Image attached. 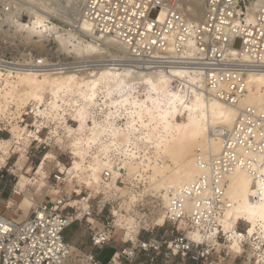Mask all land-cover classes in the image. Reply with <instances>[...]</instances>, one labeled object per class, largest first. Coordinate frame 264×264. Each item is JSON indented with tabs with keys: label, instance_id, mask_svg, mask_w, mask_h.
Instances as JSON below:
<instances>
[{
	"label": "built area",
	"instance_id": "2783aa9c",
	"mask_svg": "<svg viewBox=\"0 0 264 264\" xmlns=\"http://www.w3.org/2000/svg\"><path fill=\"white\" fill-rule=\"evenodd\" d=\"M172 1L86 0L83 16L98 33L121 42L143 72L172 75L178 70L198 75L207 96L236 106L232 127L211 130L220 140L219 152L196 150L198 174L170 191L164 204L161 198L145 194L140 181L128 175L129 162L138 163L128 157L134 153L133 137L125 146L121 144L124 134L92 137V116L77 136L63 135L65 126L78 124L72 101L77 96L59 93L55 98L47 93L43 101L25 105L11 97L0 99V135H11L14 130L12 141H24L30 157L37 158L48 142L58 138L68 142L70 154L75 155L76 149L84 151L82 169L71 168V163L68 167L62 164L63 171L49 172L51 195L33 206L25 218L17 220L0 211V264H104L99 254L105 246L113 249L105 264H158L161 258L160 264H173V258L180 264H221L219 258L233 252L224 248L231 233L223 222L232 208L225 194V177L236 169L246 171L255 184L250 194L253 201L260 198L264 187V183L258 185L264 182V109L243 102L250 76L264 73V4L247 23L244 18L250 0H196L203 3L198 21L190 19L187 10L174 8ZM0 8V87L22 74L80 69L69 56L12 49L2 23L3 12L9 9ZM163 8L166 15L160 21ZM235 40L240 42L238 48L233 46ZM173 83L176 86L179 81ZM261 98L264 102V94ZM100 110L98 105L93 111L96 123L101 122ZM116 124L124 126L121 120ZM106 144L108 152L102 150ZM95 159L109 165L100 166L94 182ZM5 167L0 166V180L5 178ZM72 223L85 230L86 241L72 244L63 239L64 229ZM233 230L238 231L236 238L242 246L236 254H243L247 244L250 254L234 257L229 264H264V246L260 243L263 247L256 248L249 242L254 238L243 237L245 229L238 222ZM188 231L196 232L199 239L189 237ZM215 257L217 262L212 261Z\"/></svg>",
	"mask_w": 264,
	"mask_h": 264
},
{
	"label": "bare ground",
	"instance_id": "6f19581e",
	"mask_svg": "<svg viewBox=\"0 0 264 264\" xmlns=\"http://www.w3.org/2000/svg\"><path fill=\"white\" fill-rule=\"evenodd\" d=\"M46 1L47 0H0V5H3V7L8 6L9 9L7 12H3L5 19L2 21L10 23L19 32L25 31L33 36H37L39 40H36H38L39 43L44 39L54 40L58 43L60 49L62 48L67 53H74V55H76L77 62L75 63L80 64V69H69L64 72L55 73L45 72L40 76L36 74H22L18 76L15 81L16 84H14L13 87L15 88L17 101H19L21 105H25L33 100L34 93L41 91L43 86L45 84H50L54 78L60 75L67 76V74L73 71L77 72L80 70L82 72L88 68H105L107 70L119 71L122 77L121 85L132 82H136L137 84L144 82L146 84L159 85L160 80L166 83H173V81L178 80V84L189 88V93L192 92V88L190 87H195L200 90L204 112L207 117L201 114V106L199 104L197 105L194 100L189 102L187 98H182L179 92H168L167 95H169V99L166 101L149 97L145 98L143 103H137L131 92H127L119 99H113L112 96H109L112 106L121 108L124 105L131 104L134 108V112L137 114L143 109L145 115L150 117L152 111L155 110L158 116L157 123L162 125L163 129L172 130L173 135L171 139H173V141H170H172L173 145L170 148L160 146L161 142L165 141V138L161 135L160 144L158 142L155 143V147L158 149V160L153 161L155 166H153V169L160 168L164 174L159 173V175H161L160 178L155 179L152 185L155 189L163 188L164 192L161 193L160 196L164 204H166L167 195L170 191L176 190L180 186L191 182L198 174L199 169L195 162L196 150H201L205 154L208 152L214 154L219 152L220 140L211 133V130L216 127H232L238 108L207 96L203 91V83L198 75L186 74L178 70L172 71V75H151L143 72L142 68H137L135 63H132L127 48L121 42L113 36L98 33L92 23L83 16V8L86 0L80 1L81 5L80 9L76 12L77 16L74 21L76 25L74 27L78 32L88 36L91 41L81 40L77 34L69 30L66 33H61L57 24L55 25L48 21V17L54 14L52 12L50 13V11H54L56 7L51 9L50 4ZM19 3L21 5L26 4L27 7L18 5ZM171 3L174 8L183 11L187 10L190 14V19L194 21L200 19L203 11L202 2L196 0H174ZM263 4L264 0H255L250 3L246 7L244 20L247 23L252 22L256 9ZM13 8L15 10H13ZM22 10H26V18L24 17L22 21L14 19ZM165 15L166 10L163 8L159 13L158 20L162 21ZM17 34L19 33L17 32ZM33 41L35 42V40ZM102 45H104L105 48L109 47L115 50L118 55L110 56V58L105 59L101 56L104 47H102ZM3 86L0 87V90H2ZM263 94L264 73L251 75L249 78L248 97H246L243 102L264 109V102L261 98ZM0 99L3 98L0 97ZM181 118H183V120H181ZM143 125L146 127L149 124L143 122ZM100 132L101 127L96 129L92 137H98ZM126 138H128V136ZM169 143L168 141V144ZM148 160L149 162L151 161L150 159ZM167 160L175 162V166L168 171L162 166ZM142 163L143 160L140 161V164ZM3 165L5 164H0V166ZM98 167H100V165H96V167L92 168L93 172L97 173L95 178L98 176ZM71 168L82 169V162L77 163L73 161ZM20 179L22 181L18 182V185L25 187L26 179H24V177ZM91 180L94 182L97 181V179L94 180L92 178ZM262 183L264 182L259 181L258 185ZM254 188L255 184L251 176L242 169H236L225 177V194L231 201L232 208L227 219L223 222V228L231 233V244L228 245V243H230L228 242L224 248L229 246L232 248L231 250L242 251L241 239L236 238L238 231L233 230L235 224L240 220L246 223L245 233L242 236L254 238L249 242L256 248H261L262 245L264 246V187H262L260 198L253 201L250 198V194H253ZM36 204L37 203L33 206ZM187 235L194 240L199 239V235L196 232L188 231Z\"/></svg>",
	"mask_w": 264,
	"mask_h": 264
},
{
	"label": "rangeland",
	"instance_id": "374dc122",
	"mask_svg": "<svg viewBox=\"0 0 264 264\" xmlns=\"http://www.w3.org/2000/svg\"><path fill=\"white\" fill-rule=\"evenodd\" d=\"M80 1L83 0H47L46 2L50 4L51 9L56 7L54 8L55 12L50 11V13L52 12L54 14L48 17V21L55 25L57 24L61 33H66L69 30L70 32L77 34L81 40L84 39L86 41H91L88 36L78 32L74 27L76 25V22H74L77 16L76 12L80 9L81 5ZM250 1L252 3L255 0ZM248 4L249 3H247V5ZM18 5L21 4L19 3ZM21 6L27 7L26 4H22ZM13 10L15 9L13 8ZM25 16H27L26 10H22L18 16L14 17V19L22 21ZM3 19H5V15L2 16V20ZM2 23L4 24L3 29L5 35H7L10 40V44L13 45L12 49L17 47L19 50H22L25 48L32 50L33 53H43V55L47 53L54 56L58 55L60 58L69 56L71 60L77 61L74 53H67L64 49H60L58 43L54 40H51V42L47 44L44 39L39 43L37 36H33L25 31L19 32L13 25L6 21H2ZM15 30L19 34H17ZM33 40H35V42ZM239 45V40H235L233 46L238 48ZM103 46L104 45H102V47ZM115 55H118L115 50H112L109 47H103V53L101 54L102 57L106 59ZM121 80V74L116 70L88 68L82 72L80 70L77 72L73 71L67 74V76L60 75L59 77L54 78L50 84H45L41 91L34 93L33 100L41 102L46 98L47 93L52 94L55 98L59 93L64 95L65 93H71L74 95L73 97L77 96V98L72 99V101L74 102L73 104H76V107L74 108L75 115H73L78 121V124L75 123L71 125V128L65 126L64 129H66V133L63 135L73 134L77 136V134L84 130L86 120L92 116L91 119L94 121L95 125H93V128H95V131L101 127L100 135L115 136L116 134H124L125 142L121 143L123 146H125L124 143H127V140L133 137L136 140L134 153L132 154L129 152L128 157L132 156L133 158L138 159L136 160L138 163L132 165L129 162L128 175L130 177L134 176L133 178H135V180L140 181L139 187L145 191V194L155 195L158 200H160V198L162 199L160 194L164 192L163 188L155 189L152 185L155 179L160 178L161 175H159V173H162L160 168L153 169V161L158 160V149L155 147V143L160 142V136L162 135L165 138V141H162L161 144L159 143L160 146L170 148L173 145V139H171L173 132L171 129H163L162 125L157 123L158 116L155 110L152 111L150 117L145 115L143 109L137 114L134 112V108L131 104L124 105L121 108L118 106H112L110 104L109 96H112L113 99H119L127 92H131L137 103H143V100L149 97L166 101L169 99V95H167L168 92H179L182 98H187L189 102L194 100L197 105L199 104L201 106V114L204 117H207L204 112V105L202 104V95L200 94V90L195 87H190L192 88V92L189 93V88L186 86L184 87L180 84L175 86L174 83H166L161 80L159 85L146 84L144 82L140 84L132 82L121 85ZM15 81L16 79L14 81H7L6 84H4L2 90H0V97L3 99H8V97L14 98V102L16 101L21 105V103L17 101L15 95V88L13 87L14 84H16ZM98 98H100V100ZM98 105L102 108V110H100L102 112L100 123H96V120L93 117V111ZM118 120L123 121L124 126L120 128L117 127L116 123ZM181 120H183V118H181ZM143 122L148 123L149 125L145 127ZM93 128L92 131L90 130L91 135L95 132L93 131ZM10 133L11 135H8V133L3 132L0 135V164L7 163L5 167V170H7L5 178L0 180V200L2 201L0 211L5 216H11L14 219L22 220L27 214H29L35 203H38L47 198L48 195H51L52 192L49 188L51 180L48 178L49 172L59 168L62 170V164L68 167L71 165L72 161H76L77 163L82 162L84 159V151L76 149L73 151V154L75 155H72L69 152L70 147L67 145L68 142H65L64 140L59 141V139L62 138H58V141H47V146L42 149L39 156L37 158H32L26 153V143H24V141L19 143L12 141L11 138L14 137V134L16 133H14V130L10 131ZM57 135L60 136V134ZM127 136L128 138H126ZM168 141L170 142L169 144ZM102 150L104 152L110 151L109 145L106 144L103 146ZM148 159L151 161L149 162ZM139 160H143V163L140 164ZM94 161L96 165H109L107 161L102 163L96 159ZM125 162L128 163V161ZM162 166L168 171L175 166V162L167 160ZM98 168L100 169V167ZM96 174V172H93L91 178L96 180L98 178V176L95 178ZM162 174H164V172ZM128 175L126 176L122 174V176L129 178ZM21 177L26 179V188L18 185V182L22 181L20 179ZM162 219L161 216L159 222H161ZM238 224L241 228L245 229L246 223L244 221L240 220L238 221ZM63 239L72 244H79L80 242L87 240V235L85 230L79 227L77 223H72L64 229ZM230 244L231 242L228 243V245ZM248 247L250 248V244L245 245V252L239 256L236 253H240L241 250H231L232 248L227 246L226 248L233 252L229 253L227 256H221V258H219L221 264H229L230 260L234 257L242 258L247 256L250 254ZM85 249H90V246L86 245ZM112 251L113 249L109 246H105L100 251L99 257L104 264L110 257ZM158 261L163 262V258ZM212 261L217 262V258L215 257ZM160 262H158V264H160ZM170 263L180 264L181 262H179L178 259L173 258L170 260ZM189 263L192 264V262Z\"/></svg>",
	"mask_w": 264,
	"mask_h": 264
}]
</instances>
